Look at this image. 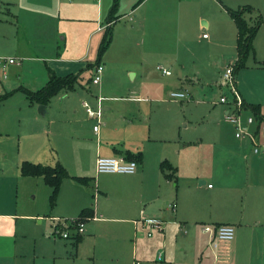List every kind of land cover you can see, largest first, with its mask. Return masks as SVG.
Instances as JSON below:
<instances>
[{"label": "crops", "instance_id": "obj_1", "mask_svg": "<svg viewBox=\"0 0 264 264\" xmlns=\"http://www.w3.org/2000/svg\"><path fill=\"white\" fill-rule=\"evenodd\" d=\"M113 1L0 0V12L5 15L12 14L16 22L12 24L25 29L30 25L32 27V34L27 36V42L18 41L16 48L13 45L15 53L23 56L26 63H10L5 67L0 65V72L3 70L6 78L10 65L26 68L31 62L39 60H44L48 65V69L33 89L23 85L6 93L12 94L21 90V87L33 91L40 89L49 80L51 70L59 75L73 71V59H63L60 53L53 54V57H34L29 54L35 52L38 43V48L53 47L59 52L63 48L70 52V43L65 42L62 45L61 41H65L67 30L70 28L68 24L75 21L81 22L85 27H91L85 36L86 39L89 37L88 46L93 40L100 45V32L112 26V41L104 54L106 61H101L105 67L106 79L103 78L106 82H114L111 75L113 70L110 67L112 58H115L114 52L120 58L135 51L137 47L141 54L137 59L124 62L127 72L132 75L127 87H106L103 85L105 82L102 85L101 82L94 84L95 86H90L93 83L88 82L90 85L85 86L84 89L91 98L85 97L82 101H87L94 107L99 105V93L119 92L124 95L121 99L115 95L108 96L107 100L106 94H102L104 97L100 96L104 98L101 102L103 116L105 112L108 114L104 122L105 127H100L97 131L94 129L96 120L89 117L83 104L85 116H79V108H76L73 114L68 113L71 108L70 103L66 101L69 93L67 90L60 91L52 98L56 103L59 100L60 111H53L52 99L44 109V114L32 107H40L41 104H30L32 122L40 128L43 127V134L53 138L52 144L47 146L46 139L38 141L39 135L31 133L33 137L28 138L29 149L24 151L20 144L15 152L13 149L0 151V174L3 171V175H0V185L6 182L5 177L12 175L9 174L12 170L19 171L16 177L20 180L23 176L21 164L25 160L51 165L58 162L63 164L71 176L63 180L62 186L70 182L69 180L80 184L93 182L99 155L123 156L127 159L132 157L137 159L139 166L132 174L99 173L114 174L118 182L111 178L113 184L104 186L100 176L98 188L94 190L99 191V196L94 200L88 197V191L82 192L75 184L73 185L76 190H72L69 195L67 192H60L59 204L53 209L55 215L49 216L52 221L65 217L75 219L85 208L93 210V214L85 219V232L65 238L70 242L49 236L48 228L44 225L46 218L39 212H18L17 207H13L9 200L0 198V264H135V261L142 264V261L136 258L138 255L144 259V264H194L193 259L189 257L191 254L185 250L194 253L198 249L201 257L199 263L195 264H203L200 259L206 254L211 257L208 249L217 262L264 264V151L255 153L251 139L236 137L234 124L226 120V114L231 110L230 104L214 99L216 108L213 111V119H216V122L212 121V124L215 139L210 153L214 164L210 173L199 172V147L193 144L183 145L182 141L178 140L182 139V136H178L180 132L173 130L171 126V131L168 132L169 125L166 126L157 116L152 122L154 110L153 106L151 107L154 102L165 103L167 94L175 100L187 99L172 97V90L187 91L192 95L191 91H197L195 88L198 86L205 91V84H213L209 86L217 94H226L227 87L221 81L224 68L220 70L219 78H215L217 61L208 65L206 62L201 69L202 66L197 65L195 60L187 62L188 58L184 59H191L194 54L191 52L192 30L198 28L202 35L210 32L208 37L203 36V40H207V47L220 46L224 49L223 57H233L236 53L233 62L235 64L239 57L238 27L228 8L251 5L254 12L248 13L250 16H262L260 10L251 3L240 4L245 0H136L130 9L125 11L126 5L120 0L114 14L118 17L109 22ZM11 8L18 14L13 13ZM95 18L98 19L97 27L90 25ZM2 20L0 18V21ZM43 25L50 34L44 32L41 27ZM261 26L262 22L254 37L253 58L256 59L255 66L264 70V56L257 60L255 45ZM1 33L3 31H0V44L4 45L5 35ZM17 34L12 36L13 41ZM61 34L64 36L60 39ZM52 35L55 37L51 38ZM199 37L201 38V34ZM33 39L34 42L31 41ZM45 40L51 43H46ZM181 46L185 51L183 55L180 53ZM152 53L158 57L171 56V66L163 67L171 72H163L172 77L166 79L171 85H144L155 84L154 70L148 59ZM160 61L162 60H158V65ZM96 66L92 68L93 71ZM162 66L159 65L158 68L162 69ZM172 67L175 71L171 70ZM249 67L251 66L247 65L246 60L245 66L239 71ZM240 73L236 76V83L243 100L240 111L242 124L245 129L255 133L257 141L264 145L261 121L255 119L254 123H247L248 116L255 117L251 105H259L261 115L264 116V101L257 99L254 94H247L242 87L244 84ZM251 81H254L253 85H258L256 80ZM146 90L149 92H145ZM48 115L50 121L47 126V120L41 118ZM64 121L72 123L65 125L62 123ZM154 127L158 130L153 132ZM65 128L69 130L66 131ZM77 140L82 141L85 146L65 148L64 141ZM61 147H64V151ZM163 163L167 164L165 169L162 168ZM73 176L84 177L86 181L77 180ZM210 178L215 180L216 185L212 182L207 184ZM41 180L45 181L43 177ZM206 185L210 191L207 201L199 192ZM220 194L221 197L218 198ZM246 204L249 210H246ZM37 219L39 224L32 225L29 221ZM157 221L161 223V228L153 224ZM198 221H201V224L206 223L205 221L213 225L231 224L235 227V237L232 241L221 243L218 248H214L208 235L207 245L205 242L199 245L197 233L199 230L205 231L201 225L195 224L199 223ZM146 231L148 235L145 234ZM153 252H158L159 261L149 260V254ZM164 256L167 257L166 260Z\"/></svg>", "mask_w": 264, "mask_h": 264}, {"label": "rangeland", "instance_id": "obj_2", "mask_svg": "<svg viewBox=\"0 0 264 264\" xmlns=\"http://www.w3.org/2000/svg\"><path fill=\"white\" fill-rule=\"evenodd\" d=\"M70 2V0H67ZM88 2L89 0H85ZM124 2L125 6V11L130 9V7L136 3V0H122ZM246 3H251L255 7H257L261 14H262V26L258 32V35L255 40V45H256V55H257V60L262 59L264 56V0H245L240 2V4H246ZM12 12L18 14L15 9L11 8ZM1 13V12H0ZM248 14V13H246ZM258 16V15H257ZM256 14H253L250 16H246L250 24H253L257 18ZM0 18L3 19L0 21V31H3L1 33L2 35H5L3 37V42L4 45L0 44V57L3 58H14L17 61H20V64H25L26 59L23 56H20L15 53V46H17V42L23 43L27 42V36H31V28L29 26L28 29H25L24 27L20 28L15 26L12 23H16L15 19L13 18L12 14L6 13H1ZM7 19V21H5ZM98 19H94V21L90 22V25H94L97 27ZM103 22H105V15L103 17ZM70 27L67 30V36L65 38V41H61V44L63 45L65 42L70 43L71 48L70 52H66L65 49L62 48L61 52L55 51L53 47H46V48H38V44H36L35 52L29 55H33L34 57H53V54H58L60 53L61 58L63 59H68L71 58L73 59V63L71 64L73 67V71L75 73H79V83L77 84V87L75 90H70L68 91V96L66 98V101L70 103V111H68L69 114L75 113L76 108H79L80 113L79 116H85V110L82 106L83 102L82 101L85 97L86 98H91L87 95V91L84 89L85 86H88L90 84H87L89 79L92 78V76L95 75V70L93 71L92 69H88L87 66L92 63H96L98 56H99V48L100 45L99 43H95V40H93L92 44L88 46V38L86 39V33L91 27H85L83 24L79 21H75L72 24H68ZM43 27L44 32L49 33L47 31V27L45 25L41 26ZM20 31L18 34L16 32ZM209 32V31H207ZM104 33L100 32V35L104 37ZM210 33V32H209ZM205 33V34H209ZM14 34H17L15 37V41H13L11 38ZM50 34V33H49ZM201 34V38L199 37ZM203 33L198 30V28L195 30H192L191 38H192V50L193 51V56L190 57H184L187 62H190L192 60L196 61L197 65H201V69L204 68V65L207 62V65L211 62H216L217 65L216 67L218 68L215 78H219V72L220 70L223 69L222 75H221V81L223 74L225 72V69L227 66L230 64L234 65V60L236 57V53L233 57H230L231 55H226L222 56V53L224 52V49H222L220 46L217 47H212L208 48L206 41L203 40ZM60 39L64 36L63 34L59 35ZM55 36L52 35L51 38H54ZM58 39V38H57ZM31 41H35L34 39ZM47 40H45L46 42ZM39 42V41H38ZM102 42V41H101ZM46 43H51L46 42ZM14 45V47H13ZM169 48V47H168ZM170 49V48H169ZM54 52V53H53ZM184 52V53H183ZM180 53L183 55L185 54L184 49L181 46V51ZM229 52H227L228 54ZM115 58H112L111 61V69L113 70L111 75L113 76L112 79H114V82L112 81H105V73L103 72L101 75V85L102 83L105 82L106 87L110 86H115V87H127L129 85L130 81L132 80V75L127 72V69L125 67L126 64H124L125 60H134L139 58L141 56L140 50L137 49L133 52L127 53L124 57H117V53L114 52ZM11 55V56H10ZM253 55H250L249 58L247 59V65L251 66L249 68H243L240 71L236 73V76L241 74L243 78V84L242 87L245 88V91L247 94H254L257 99H262L264 101V70H261V68H257L255 66L256 62L253 58ZM183 58V57H182ZM149 61L151 63L152 70H154L155 78L154 82L155 84H144V85H171L168 80L166 79H171L172 77H168L165 75L163 67H169L171 64H169L171 60V56L169 55H162V56H157L156 54L152 53L151 56H149ZM231 59H233L231 61ZM158 60L160 61L159 65H163L162 69L158 68ZM106 60L104 59V55L102 57V62H105ZM48 64L49 61L47 60ZM46 62L44 60H39L35 62H31L26 68H23L22 66L17 67L15 65H10L7 69V77L5 78L4 72H0V95L6 94V92H11L15 90L17 87L20 86H26L32 87L35 86L36 82L40 81L41 78L43 77L44 72L48 69V65L45 64ZM50 65V64H49ZM104 66V64H103ZM113 66V67H112ZM173 68V67H172ZM199 68V67H198ZM17 69H19L17 71ZM105 70V67H104ZM156 70V71H155ZM174 70L175 69H171ZM164 72V73H163ZM70 73V72H69ZM67 73V74H69ZM176 75V74H175ZM104 77V78H103ZM106 79V78H105ZM237 80V78H236ZM251 80H256L258 82V85H253L254 81ZM161 82V83H160ZM252 82V85H251ZM94 84H91L90 86H93ZM206 88L205 91L202 90L201 86L196 87L195 89L197 91H191L192 95H190L187 99L184 100H175L170 97V95L167 94L166 96V102H154L153 105L151 104V107L153 106L152 114V122L155 119V117H158V120L163 121L167 127L168 132L171 131L170 126L173 128V130H177V132H180L178 136H182V139L179 141H182L183 145H197L200 149L201 154L199 155V160L198 164L200 166L199 172H207L210 173L212 169V164H214L213 160L211 159L212 156L210 153H212V148H213V143H214V125L212 124L216 122V119H213L215 115H213V111H215V100L219 101L220 97L222 94H217L216 91H212V87L209 85L213 84H205ZM238 87V83H236ZM95 86V85H94ZM153 90H150L152 92ZM159 91V90H156ZM173 91V90H172ZM226 95L229 97V99H232L233 95L231 91L228 88H225ZM145 92H149L146 90ZM171 92V91H170ZM169 92V93H170ZM103 94V93H102ZM99 93V96H103L106 94L107 97H105V100L109 99L108 96L115 95L117 96L118 99H121L123 94L119 92H105L103 95ZM119 94V95H116ZM105 96V95H104ZM103 96V97H104ZM53 100V99H52ZM2 102V101H1ZM30 101L28 100L27 96L24 94L23 91L21 90H16L14 93H12L9 97H6L4 102H2L0 105V136H3L2 138L0 137V151H5L6 150H12L15 152L18 150L19 145L21 144L22 149L25 151L29 149L27 147L28 145V138L33 137L31 136V133H36L34 135H39L40 138H38V141H42V139H46V144L47 146H51L52 144V137H49L47 134H43V127L40 128L38 125H36L35 122H32L31 120V106H30ZM34 105V104H32ZM36 107L37 110L39 111V105L32 106ZM57 111L61 109V105L59 104V100L56 103L53 100V111ZM105 115L102 116L101 123L99 126L100 127H105V120H106V115L108 113H104ZM246 115V114H245ZM243 115V116H245ZM104 117V118H103ZM41 119L47 120V126L50 121V115L43 117ZM73 121V120H72ZM65 125H69L72 122H62ZM103 123V124H102ZM212 124V128H211ZM66 131L69 129L65 128ZM158 130V128L154 127L153 132ZM51 138V139H50ZM192 140V142H190ZM199 141V143H196V141ZM65 148L67 146H81L84 145L82 141H75V142H66L64 141ZM85 146V145H84ZM88 146V144H87ZM62 150L64 151V147H61ZM67 151V150H66ZM13 152V153H14ZM103 156V155H99ZM2 168V165L0 164V169ZM19 171L17 170H12L10 177H5L6 182L0 185V198H4L10 201L11 205L15 208L17 207L18 212H28V213H37L39 212L42 216H45L46 220L44 221V225L48 228L47 234L51 236L53 239L57 240H62L66 242H70V240H66L65 238L61 237L59 234H56L55 226L58 224L57 221H52V218L49 217L50 215H55V212L53 209L56 207L57 204H59V195L60 192H67V195H69L72 190H76L74 185L77 186L79 190L82 192H87L88 191V197L91 199H95V197L98 198L99 196V191H94L96 188H98V182H99V177L101 176V182L104 186H107L108 184L111 185L113 184V181L111 178H113L116 183L118 182L115 179V175L113 174H103L99 175V173L96 170L95 166V172L93 178V182L89 183H78V182H73L69 180L70 182H67L65 185L60 188V192L57 196L56 203L53 206L52 205V200H51V187H49L45 181L41 180L42 177L40 176H22L21 179H17L16 176H18ZM22 174V173H21ZM1 176L3 175V171H1ZM91 176V175H90ZM89 176V178H90ZM39 177V178H38ZM209 182H212L213 184L216 185L215 180L209 179L207 181V184ZM183 183H182V188H183ZM207 185L203 188V190H199L200 194L202 197H204V200L207 201L209 198V190H207ZM88 188V190H87ZM100 188V187H99ZM211 194V193H210ZM245 200H246V195ZM217 197V196H216ZM221 197V194L218 195V198ZM217 199V198H216ZM248 205H245L246 210H249L247 207ZM79 215V214H78ZM77 215V216H78ZM76 217V216H74ZM66 218V217H65ZM72 219V218H68ZM32 225H35V223L39 224V219L37 220H29ZM199 223L195 222V224L201 225V228H204L206 225H213L211 223H208V221H205L206 223L201 224V221H198ZM204 222V221H202ZM36 227V226H34ZM85 228H86V223H85ZM200 233V234H199ZM145 234L148 235L147 231ZM199 235V245L203 242L207 245L208 239H209V234L203 231H200L197 233ZM32 241L34 239H31ZM210 242V241H209ZM187 253L191 254L189 257L193 259V263H199V258L201 257L199 253V249L196 252H189L188 250ZM209 254L211 257H208V254L203 257V259H200L203 264H228L226 262H217V260L214 259L212 252H210V249H208ZM150 259L149 260H156L159 261L158 258V252H153L152 254H149ZM137 259L142 261V264H144V259L138 255L136 257ZM167 257L164 256V260H166ZM232 259V258H231ZM230 259V262H231ZM226 260V259H225ZM224 261V259H223Z\"/></svg>", "mask_w": 264, "mask_h": 264}, {"label": "trees", "instance_id": "obj_3", "mask_svg": "<svg viewBox=\"0 0 264 264\" xmlns=\"http://www.w3.org/2000/svg\"><path fill=\"white\" fill-rule=\"evenodd\" d=\"M120 0H114L113 5L111 7L108 21L111 22L116 17L115 12L118 8ZM230 15L235 19L237 27H238V40H237V48L239 57L234 64V73L236 74L240 68L245 66L246 60L250 55L255 54L254 49V37L259 29V26L262 22V16L258 14L255 22L250 24L248 19L246 18V13L254 12V8L251 5H243L239 8H228ZM113 36L112 26H108L105 29L104 37L101 42L99 48V56L97 62L92 64L90 63L87 68L92 69L96 65L100 64L102 61V57L107 51L108 47L111 44ZM79 73H69L66 75H59L55 71H50L49 80L47 83L38 90H30L25 87H21L20 89L26 94L30 103H38L43 105H48L51 99L56 96L62 90H75L77 84L79 83ZM89 83L92 82V78L89 79ZM11 93H6L0 95V102L4 100L6 97L10 96ZM252 111L255 115V119L259 121H264V116L261 115V110L259 105H251ZM134 159V158H129ZM137 160V159H136ZM167 166L166 163L162 164V168L165 169ZM21 173L24 176H42L48 186L51 187V200L52 205L54 206L56 203L57 196L60 192L61 184L63 180L67 177H70V173L68 169L61 164L60 162L51 165V164H42L35 163L29 160H25L21 164ZM77 180L86 181V178L73 176ZM93 214V210L89 208H85L79 217L75 218L77 220L85 221L87 216H91ZM75 236V235H74ZM72 236V237H74ZM79 237L80 236H76Z\"/></svg>", "mask_w": 264, "mask_h": 264}, {"label": "built area", "instance_id": "obj_4", "mask_svg": "<svg viewBox=\"0 0 264 264\" xmlns=\"http://www.w3.org/2000/svg\"><path fill=\"white\" fill-rule=\"evenodd\" d=\"M204 37H208V34H204ZM10 63H20L14 58H3L0 57V65L5 67ZM165 73L170 74L169 70H164ZM104 72L103 64H98L95 68V75L92 77L93 84H99L101 82V75ZM222 84L226 86L232 93V99L226 94H222L220 97V102L230 104L231 110H228L226 114V120L233 123L236 128V137L244 138L247 137L253 142V150L255 153L264 151V145L257 141V136L250 130L245 129L242 124V118L240 116V111L243 107V100L238 91L236 85V75L234 73V65L230 64L225 69L222 77ZM171 96L174 98H188L190 93L187 91L173 90L171 91ZM99 105L97 107L91 106L87 101L83 102V105L88 113L89 117L96 120L94 129L99 130L101 119L103 116V108L101 102L103 97H98ZM255 117L253 115L248 116L247 123H254ZM260 129L264 133V121L260 122ZM138 161L135 159H127L123 156H99L96 160V170L98 173H128L132 174L138 170ZM58 222L55 226L56 234H59L63 238H71L74 235L83 234L86 230V221L68 218H55ZM156 227L161 228V223L159 221L153 223ZM204 231L210 235V244L214 248H218L221 243H228L232 241L235 237V227L231 224H220V225H206ZM135 264H140L139 261H135Z\"/></svg>", "mask_w": 264, "mask_h": 264}, {"label": "water", "instance_id": "obj_5", "mask_svg": "<svg viewBox=\"0 0 264 264\" xmlns=\"http://www.w3.org/2000/svg\"><path fill=\"white\" fill-rule=\"evenodd\" d=\"M46 106L47 105L41 104L40 107H39V110L42 111L43 114L45 113V110L44 109H46Z\"/></svg>", "mask_w": 264, "mask_h": 264}]
</instances>
